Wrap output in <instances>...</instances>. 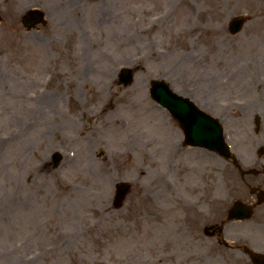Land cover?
Segmentation results:
<instances>
[{
  "label": "rangeland",
  "instance_id": "1",
  "mask_svg": "<svg viewBox=\"0 0 264 264\" xmlns=\"http://www.w3.org/2000/svg\"><path fill=\"white\" fill-rule=\"evenodd\" d=\"M35 8L46 25L27 31L21 16ZM0 13V264H252L242 247L264 253V204L250 221L224 220L233 201L256 202L248 187L260 177L183 146L149 99L162 79L220 120L219 81L237 74L233 83L264 96V0H0ZM151 15L161 17L153 27ZM240 15L250 22L230 35ZM120 68L139 69L128 86ZM46 95L50 112L36 100ZM224 116L229 130L243 115ZM56 151L61 163L45 168Z\"/></svg>",
  "mask_w": 264,
  "mask_h": 264
},
{
  "label": "water",
  "instance_id": "2",
  "mask_svg": "<svg viewBox=\"0 0 264 264\" xmlns=\"http://www.w3.org/2000/svg\"><path fill=\"white\" fill-rule=\"evenodd\" d=\"M44 15L40 11H28L22 19L23 25L27 29H31L37 24H45L43 21ZM245 19L243 17L235 18L230 21V33H239ZM134 71L131 69H123L120 74V79L124 86L129 85L132 81ZM150 96L160 106H163L173 116L179 124V128L183 131L185 144L192 147H200L217 152L221 156L226 157L227 147H225L222 137V128L219 126L218 120L210 117L202 112L189 99L179 97L174 94L164 81H153L150 84ZM54 156V165L57 167L60 161L58 154ZM130 185L126 183H119L116 186V193L114 198L115 209L122 207L124 199L128 195ZM252 215V209L245 206L241 201L233 203L229 208L226 220H249ZM250 259L255 264H264V256L257 253H250Z\"/></svg>",
  "mask_w": 264,
  "mask_h": 264
},
{
  "label": "flooded vegetation",
  "instance_id": "3",
  "mask_svg": "<svg viewBox=\"0 0 264 264\" xmlns=\"http://www.w3.org/2000/svg\"><path fill=\"white\" fill-rule=\"evenodd\" d=\"M254 71L258 72L256 69ZM260 72H264V65ZM234 79H236V76H229L225 85H222L220 81L217 83L220 96L218 104L220 106V116L222 117L221 124L225 125L227 123L224 116L226 112L237 110L243 115L232 118L233 123L229 125L232 127L226 130L227 141L232 152L230 159L227 161L239 170L242 177H260L255 180V184H249L259 193V191L264 190V156L260 154V148L264 146V131H261V127L255 131L254 122L257 112L264 114V96L261 98L253 96L251 81V83H247L246 80H243V82L236 83V86L233 83ZM261 88H264V86ZM239 118L240 120H238ZM258 122H261V118L258 119ZM260 135H262L261 138Z\"/></svg>",
  "mask_w": 264,
  "mask_h": 264
},
{
  "label": "bare ground",
  "instance_id": "4",
  "mask_svg": "<svg viewBox=\"0 0 264 264\" xmlns=\"http://www.w3.org/2000/svg\"><path fill=\"white\" fill-rule=\"evenodd\" d=\"M147 11L148 12H152V9H147ZM191 14H192V17L193 16H195L196 14H195V12H193V11H191ZM101 15V14H100ZM152 17H155V18H151L150 20H149V22H150V26L151 27H153V25H155L156 23H158L159 22V20H160V16H157V15H151ZM104 19V16L102 15L101 16V21ZM92 20H93V22H95V24L96 23H99V18H98V12L94 15V16H92ZM99 28V27H98ZM100 32V31H99ZM82 58H84L85 57V54H81L80 55ZM83 62H82V64H81V68H80V71H82V73H84V72H92V70H93V67H91V66H88V64H87V62H85V60H82ZM103 61V60H102ZM102 61H99V63L103 66V62ZM100 75H102V77L104 76V71L102 72V74H100ZM36 100H37V102L39 101V103H38V105H39V110H44V111H47V112H50L51 111V107L53 106V104L55 103V98L53 97V96H47L46 95V97L44 98H36ZM116 123V122H115ZM114 123V124H115ZM113 124V126L111 125V129H112V131L113 132H116V131H118V129H116V131H115V128H116V126ZM105 125H106V132L107 131H109V122H108V119H106V122H105ZM123 127H122V124H121V129H122ZM165 134L168 136V137H170L171 138V136H172V133L169 131V130H166L165 131ZM136 134H134L133 135V137L135 136ZM151 139L153 138V136L152 137H150ZM173 138V137H172ZM131 139H132V137H131ZM84 143L86 142L85 141V139H83L82 140ZM101 142H102V139L100 140V138H98L97 139V141H96V143L95 144H101ZM125 142H126V144H128V142L126 141V138H125ZM152 142V144H153V141H151ZM133 144V143H132ZM84 145H87V147L86 146H84ZM83 145V149H82V153H83V155H84V157H86V158H89V155L91 154V152H93V150H92V147H90V146H88V144L87 143H85ZM133 145H135V144H133ZM172 144H171V141L169 140V139H163V146L167 149V150H169V152L170 153H172L173 152V150H172V146H171ZM132 146V145H131ZM135 147H136V145H135ZM111 150V149H110ZM114 154H119L118 152H119V148L116 150V149H113V151H112ZM172 168V167H171ZM183 176H185V175H183ZM152 180H153V178H150V181L152 182ZM156 188V185L155 186H152V187H149V189H148V191L149 192H151L152 190H154ZM19 204V202L16 200V202H15V205H16V207L17 206H19L18 205Z\"/></svg>",
  "mask_w": 264,
  "mask_h": 264
}]
</instances>
